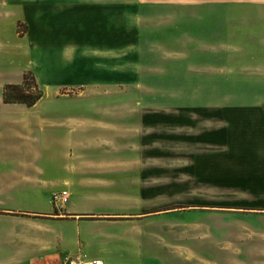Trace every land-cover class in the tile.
Masks as SVG:
<instances>
[{"label": "rangeland", "instance_id": "obj_1", "mask_svg": "<svg viewBox=\"0 0 264 264\" xmlns=\"http://www.w3.org/2000/svg\"><path fill=\"white\" fill-rule=\"evenodd\" d=\"M93 1L123 5L124 45L139 37L123 67L104 33L91 50L63 39L44 68L23 25L0 42V264H264V58L242 45L264 27L235 9L227 32L217 0ZM75 57L94 61L85 76ZM24 78L42 99L5 105Z\"/></svg>", "mask_w": 264, "mask_h": 264}, {"label": "crops", "instance_id": "obj_2", "mask_svg": "<svg viewBox=\"0 0 264 264\" xmlns=\"http://www.w3.org/2000/svg\"><path fill=\"white\" fill-rule=\"evenodd\" d=\"M180 5V8L183 10L185 8L199 9L203 6V3L199 0H181ZM220 6L226 8V12L223 15L225 18L224 29L227 32H230L234 27L238 28L235 24L236 14H232L235 9H239L237 13L238 20H241L240 24H243V27H245L247 21L250 22L254 19L261 27H264V16L261 13L264 9V0H217L213 8H218ZM132 7L136 8V11L131 15L135 20L138 18L137 14L139 15L141 13L143 6L132 5ZM111 8L114 10L110 9L109 11L103 6V3L93 0H0V42L6 44L7 42L10 43L11 41L8 39L11 37L12 33L14 34L17 24L23 25L25 32L21 33L22 36L18 38V41L25 42L29 46L37 47L41 53V65L44 68L43 65L49 66L50 64L60 66V56L55 53V47L59 46L63 39L70 40L68 44H74L77 48H79V46L85 47L89 45V49L91 50L92 47H95V45H92L95 44L92 43V41L98 43L100 40L98 38L102 37V33H104L109 36L108 41L111 42L105 45V51L107 53L116 52L115 62L123 64L125 53L127 54L136 49L138 52L140 51L139 37L136 43L130 42L126 45L123 44V42H125L124 31L126 30L125 23L122 20L124 7L122 4L119 5V3H115ZM257 10L260 11V16L252 19L253 12ZM197 15L198 12H196V16ZM139 17L137 22H129L127 28L133 27L134 29L136 27L138 34H140L139 36H141L143 25L140 23L139 19L143 20V18L141 15ZM196 20L199 21L201 18L197 17ZM61 31L68 32V37L63 36L61 39ZM92 32H95V34ZM262 32H264V30ZM197 42L198 40H196V43ZM118 45L120 46L118 47ZM242 45L249 46L251 51H255L253 48H259L261 52L260 56L264 58V36L258 42H250L249 44L244 42ZM235 47L239 46L235 43L225 42L219 45L217 50H221L223 53H233L234 51L230 50V48L233 49ZM245 53V51H242L243 55ZM73 62H75L73 63L74 65L67 69L70 71L72 70L71 73H74L73 77H75V75L85 76L87 72H90V63L94 61L89 58L75 57ZM76 62L82 63V65L79 63H77V65ZM106 63L111 64L112 60H108ZM121 67H123V65ZM51 69L53 70V65H51ZM73 69L77 72L76 74ZM108 69H110V67L106 65L104 70ZM259 75L261 77V84L256 93L263 95L264 76L262 77L261 73ZM250 164L255 165L256 168H264V164H259L260 167L257 163L253 164V161L250 162ZM78 234H80L79 231L75 233L76 236ZM94 259L101 260L103 264H112L99 257H93V260ZM132 264H134V262H132Z\"/></svg>", "mask_w": 264, "mask_h": 264}, {"label": "trees", "instance_id": "obj_3", "mask_svg": "<svg viewBox=\"0 0 264 264\" xmlns=\"http://www.w3.org/2000/svg\"><path fill=\"white\" fill-rule=\"evenodd\" d=\"M43 97V92L34 82L28 83L24 78L20 85L6 84L3 88L2 99L5 104H22L31 108Z\"/></svg>", "mask_w": 264, "mask_h": 264}, {"label": "built area", "instance_id": "obj_4", "mask_svg": "<svg viewBox=\"0 0 264 264\" xmlns=\"http://www.w3.org/2000/svg\"><path fill=\"white\" fill-rule=\"evenodd\" d=\"M67 195L68 194L66 191L57 194L53 199L54 206L56 208H59V207L62 208L64 203L67 201V198H68ZM69 264H103V262L98 259L83 261V260H80L79 258H76V259L70 260Z\"/></svg>", "mask_w": 264, "mask_h": 264}]
</instances>
